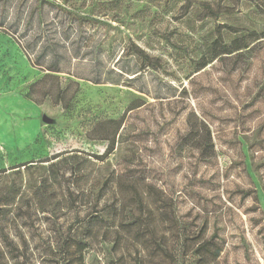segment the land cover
<instances>
[{
	"label": "rangeland",
	"instance_id": "rangeland-1",
	"mask_svg": "<svg viewBox=\"0 0 264 264\" xmlns=\"http://www.w3.org/2000/svg\"><path fill=\"white\" fill-rule=\"evenodd\" d=\"M263 34L264 0H0V264H264V38L195 73Z\"/></svg>",
	"mask_w": 264,
	"mask_h": 264
},
{
	"label": "trees",
	"instance_id": "trees-1",
	"mask_svg": "<svg viewBox=\"0 0 264 264\" xmlns=\"http://www.w3.org/2000/svg\"><path fill=\"white\" fill-rule=\"evenodd\" d=\"M224 33V32H223ZM224 36V35H223ZM245 36V35H243ZM246 37V36H245ZM259 38H264V34L260 37L253 38L252 40H239L236 38L234 42L230 44L220 43L221 46H215L211 55H205L207 61L203 64H199L196 68L195 73L200 72L206 66L211 64L215 59L222 55H229L238 52L244 48H248L253 42L257 41ZM238 39V40H237ZM109 140V138H105ZM115 139L110 141L106 153H110L114 149ZM60 155L55 156L53 159L59 158ZM49 160H46V162ZM45 162V161H42ZM22 166H26L23 164ZM69 166V169H68ZM46 173L42 175L40 181L31 188L30 192V202L36 206L41 212L57 211L59 209L73 208L76 200L71 199L69 196L73 195L75 192L70 187H64L63 179L65 178V170L70 171V175H74L76 178L86 177L84 158L79 154H67L65 157L58 159V161L51 162L48 166H43ZM65 169V170H63ZM104 185H107V180L104 181ZM78 193L84 195L85 190L80 189ZM20 195V188L15 182H11L3 190H0V211L7 210V206H12L16 204L17 198ZM103 194L99 191L95 199V205L100 204V199ZM96 217L108 223L109 226L115 224V212L112 208H107L98 213ZM160 237L156 241L160 242ZM210 242H203L201 245H206L207 251L210 252ZM213 255L218 257L221 253V249L212 250Z\"/></svg>",
	"mask_w": 264,
	"mask_h": 264
}]
</instances>
